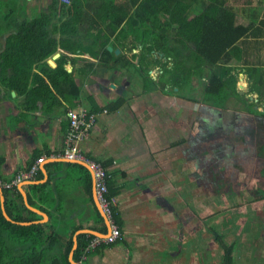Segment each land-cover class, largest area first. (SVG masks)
<instances>
[{"label": "crops", "instance_id": "crops-1", "mask_svg": "<svg viewBox=\"0 0 264 264\" xmlns=\"http://www.w3.org/2000/svg\"><path fill=\"white\" fill-rule=\"evenodd\" d=\"M29 1L33 4L46 1L47 7L51 0ZM78 1L81 6L89 7V15L95 9L101 10L111 6L130 8L132 4L136 6L140 2ZM211 1L215 5L223 3L224 7L231 10L235 22L252 24V33L255 34L250 42H259L264 56V41L257 40L259 30L255 29L258 23L264 22V0ZM196 2L198 3L193 4L194 14L200 12L201 5H210L209 0ZM16 4L22 7L21 1L17 0ZM3 12L6 13L5 10ZM131 12L132 9L128 10V14ZM117 13L120 15L119 11ZM16 18L18 19V16ZM10 19L12 18L7 20ZM82 34V31L78 32L77 37L72 40L89 46L91 42ZM7 35L4 31L3 14L0 15V52ZM254 39L256 41H253ZM131 43V37H128L125 45L130 46ZM115 49H118L117 54L111 50L115 56L124 54L123 48ZM188 49L192 50V47L188 45ZM140 51L141 46L134 44L131 53L140 56ZM159 56L161 59L160 54ZM159 56L151 53L145 59L148 78L154 83L161 79L162 62L154 65L151 60ZM167 59L172 62L171 58ZM188 63L185 65L189 66ZM229 64L238 65L235 61ZM85 65H90V72L84 75L83 79L80 74L74 75V84L81 90L77 99L53 102V98H45V101H40L36 98H22L15 95L14 91H10L8 97L7 90L0 83V178L9 180L17 172L36 165L33 179L21 181L9 190L0 189V212L2 208L4 210V196L12 199L17 195V198L13 199L32 212L36 216L34 219H38L29 223H17L18 225L38 223L43 224L45 228L54 225V229L65 225L68 228L74 227L69 229L72 232L71 248L67 255L69 264V259L73 261L76 238L81 234L90 239L85 247H81L78 261H73L75 264H220L223 246H231L232 264L253 263L252 252L255 245L246 240L245 234L247 237L248 232H245L244 228L235 226L238 220L236 216L239 214L230 212L231 206H216L215 211H209L213 197L211 188L200 182L199 168L195 167L193 155L190 156L188 152L195 141L197 128L203 127L205 131L203 119L196 121V108H193L204 102L202 91L206 84L205 70L202 75L197 76L193 72L190 73L193 67L188 69V72H185L186 86L183 89L174 88L173 93H165L164 91L170 90L173 85L168 77H164L163 89L156 87L143 92L142 78L137 80L132 77V82L129 79L127 84L124 83L128 78L125 80L123 74L127 75V71L106 68L97 60L87 59L73 66L78 69ZM169 67L166 66V69ZM64 69H70V72L72 65L67 62ZM99 75L103 78L97 77ZM104 78L109 84L116 80L118 85L110 84L113 87L108 86L109 91L104 93L102 89L99 90L100 82ZM238 82L245 86L243 96L255 98L256 103V95L246 93L248 81L244 73H238L236 83ZM128 85L139 86V90L131 96L123 97ZM235 89L237 91L236 85ZM196 92L197 98L193 96ZM32 99L35 100L31 101ZM116 103L119 105L115 110L108 109V106ZM188 106L190 111L185 109ZM72 109H83L86 113L94 115L93 126L88 135L79 142L78 148L84 156L99 164L106 163L105 171L109 180L107 184L109 191H114L110 202L119 232L118 238L108 244L103 240L110 233L109 226L106 227L98 212L89 170L83 164L67 161L61 156L67 129L66 113ZM185 120L189 124L188 127H184ZM189 143L192 144L186 146ZM74 166H80L86 171L89 178V195L84 191L85 186L81 182L84 176ZM195 176L199 180V186H194L188 199L177 202V194L183 189L180 183H191L193 177L196 180ZM36 185L44 187L42 192L31 188ZM196 191L208 194L202 204L205 206L198 210L192 204L194 199L192 205L187 203L195 197ZM217 196L223 200L229 198L222 191H217ZM214 203L216 204V201ZM235 205L232 204V207ZM95 214L100 216L102 224H99ZM200 220L204 223L200 224ZM236 229L240 231L236 232ZM232 235H235L234 239ZM94 239L99 240L98 243L89 246ZM238 243L243 244L239 246Z\"/></svg>", "mask_w": 264, "mask_h": 264}, {"label": "trees", "instance_id": "trees-1", "mask_svg": "<svg viewBox=\"0 0 264 264\" xmlns=\"http://www.w3.org/2000/svg\"><path fill=\"white\" fill-rule=\"evenodd\" d=\"M79 2L51 0L45 10L38 11L32 18L24 14L23 17L17 15V19L12 17V10L4 14V31L8 35L0 52V83L7 90L8 97L10 91H14L15 95L22 98L40 101H45V98H53V102L77 99L81 90L74 84V75L80 74L83 79L90 72V65L77 69L73 66L76 63L84 59L97 60L106 68L125 70L130 67L141 70L146 67L147 55L154 53L164 59L171 58L172 63L167 69L166 62L162 63V75L157 83L149 79L145 71L141 77L143 92L156 87L163 89L167 73L173 85L169 92H164L173 93L174 88L183 89L186 86L185 72L193 67L190 73L197 76L205 70L206 84L202 94L206 98L203 101L223 106L227 100L233 99L250 113H254L252 110L259 103L263 112L257 115L264 118V56L261 46L259 42H250L255 34L252 33V24L235 22L231 10L224 7L223 3L215 5L209 0L210 5H201L200 12L194 14L193 4L198 3L196 0H140L138 5L132 4L130 8L104 7L92 10L89 15V7L85 8ZM130 9L132 12L128 14ZM8 18L12 19L8 21ZM257 25V40L264 41V22ZM81 31L91 42L89 46L72 40ZM128 37L132 41L130 46L125 45ZM110 38L112 42L109 43ZM134 44L141 46L140 56L131 53ZM188 45L192 50L188 49ZM107 46L112 51L123 48L124 54L114 56L112 51H107ZM56 52L59 57L54 61L55 67L50 68L46 61ZM231 61L238 65H230ZM67 62L72 65L70 72L64 69ZM151 62L154 65L160 63L158 59H152ZM239 72L246 75V93L256 95V103H246V99L238 95L235 85ZM118 105L108 106V109L115 110ZM100 165L105 169L106 163ZM74 167L84 176L81 182L89 195L86 171L80 166ZM106 177V197L110 200L114 191H109L107 172ZM31 188L42 192L44 187L36 185ZM14 197L17 198V195ZM13 198L4 196L3 203L10 221H6L0 212V264H69L67 255L72 234L69 229L74 227L65 225L54 229V225L45 228L38 223L18 225L38 219H34L36 216ZM40 199L43 200V197ZM111 213L115 223L112 206ZM96 219L102 224L99 215H96ZM89 239L82 234L77 236L72 255L74 262L78 261L81 247H85ZM231 253V246H223L220 264H232Z\"/></svg>", "mask_w": 264, "mask_h": 264}, {"label": "rangeland", "instance_id": "rangeland-1", "mask_svg": "<svg viewBox=\"0 0 264 264\" xmlns=\"http://www.w3.org/2000/svg\"><path fill=\"white\" fill-rule=\"evenodd\" d=\"M15 1L17 2V0H0V15L5 14L4 10L6 13L8 10H12V17H16L17 15L23 17L25 14V16L32 18L36 16L38 11L46 9V1H40L39 3L37 1V4H33L29 0H19L22 3V7L18 6ZM155 59H158L162 63L166 62L167 67L172 63L168 59H160V56L155 57ZM231 64L233 65V63ZM145 69L146 67L144 66L141 70L130 67L120 70V72H128L127 75L123 74L125 80L128 78L124 83L127 84L129 79L132 82V77L139 80L147 70ZM169 75L167 73V76L165 74L164 77H169ZM97 77L103 78L101 75ZM107 83L108 80L104 78L100 82L99 90L102 89L104 93H107L110 84L118 85L116 80H112L108 85ZM236 87L238 95L246 99V103L254 102L255 98H248V95L243 96L245 86L242 83H236ZM195 88L198 89V86L195 85ZM224 89L226 90V88ZM138 90L139 86L130 87L128 85V87H125V95L123 97L131 96V94ZM197 95L198 92L193 94L195 98H197ZM224 95L227 96V93H224ZM203 97L206 98L205 96ZM208 98L211 97L208 96ZM204 103L209 102L204 101L203 104H198L193 108H196V121L200 122L203 119L204 125H206L205 131L208 132H205L202 129L203 127H195V132L196 128L198 129L196 137H194L195 141L193 144H186V146L189 147L192 144L188 152L190 156L193 155L195 167L199 168V173L197 169L195 170L200 175V182H204L211 188L213 197L211 205H209V211L211 213L215 211L216 206L223 208L231 206L230 212L239 214L236 216L238 220L235 226L244 228L245 232H248L247 237L245 234L246 240L251 241L255 245L252 252L254 259L251 264H264V119L257 115L258 111H263L258 103L257 107H254V110H252L254 114L256 113L257 116H255L253 113L250 114L245 108L242 109V105L236 103V100L233 99L227 100L223 106L207 105ZM185 109L186 111H190L189 106L185 107ZM255 110L257 111L255 112ZM186 123L187 121L185 120L184 127L185 125L189 126ZM195 179L193 177L191 183L189 181L180 183L183 189L181 188V190L180 186H178L180 191L177 194V202L188 199L194 186H199L197 176H195ZM206 180H209L210 183L206 182ZM217 191L225 192L229 198L226 200L221 199L217 196ZM207 196L208 194L204 195L196 191L195 197L193 196L191 201L188 200L187 203L188 205L189 203L191 204L194 199L192 204L198 210V208L205 206L202 204H204L203 201L206 200ZM214 201H216V204ZM232 204L236 205L232 207ZM199 222L200 224L204 223L202 220ZM236 230V232L240 231L239 229ZM232 236L234 239L235 235ZM242 244L238 243L239 246ZM242 247L245 250V245ZM241 256L246 257L245 254Z\"/></svg>", "mask_w": 264, "mask_h": 264}, {"label": "built area", "instance_id": "built-area-1", "mask_svg": "<svg viewBox=\"0 0 264 264\" xmlns=\"http://www.w3.org/2000/svg\"><path fill=\"white\" fill-rule=\"evenodd\" d=\"M66 117L68 125L63 139L61 156L67 161L81 163L89 170L92 177L94 198L101 213L106 219L110 230L109 235L103 240V242L105 244L111 243L118 238L119 232L112 218V204L106 197V171L98 162L84 156L78 148L79 142L88 135L93 126L94 115L86 113L83 109H76L68 110ZM35 174L36 165H32L27 170L17 172L9 180H3L0 178V189L9 190L21 181L33 179ZM98 241L99 240L96 239L92 240L89 246L96 245Z\"/></svg>", "mask_w": 264, "mask_h": 264}, {"label": "water", "instance_id": "water-1", "mask_svg": "<svg viewBox=\"0 0 264 264\" xmlns=\"http://www.w3.org/2000/svg\"><path fill=\"white\" fill-rule=\"evenodd\" d=\"M111 50H112L111 47H107V51H108V52H110ZM113 52H114V54H117V53H118V49H114ZM58 56H59L58 53L53 54V55L50 57V59H48V60L46 61L47 65H48L49 67H51V68H54V67H55L54 60H55ZM69 70H70V69H66L67 72H69ZM110 87L112 88L113 86L110 85ZM84 167H85V166H84ZM85 168H86V167H85ZM97 208H98V212H99L100 216L104 219V221H105V225H106V227H107V225H108V224H107V221H106L105 218L103 217V215H102V213H101V210H100V208L98 207V205H97ZM1 210H2V211H1L2 217H3L6 221H10V219L7 217L6 213L4 212L3 208H2ZM72 245H73V244H72ZM72 247H74V245H73ZM69 262H70V264H75V263H74L73 261H71L70 259H69Z\"/></svg>", "mask_w": 264, "mask_h": 264}, {"label": "clouds", "instance_id": "clouds-1", "mask_svg": "<svg viewBox=\"0 0 264 264\" xmlns=\"http://www.w3.org/2000/svg\"><path fill=\"white\" fill-rule=\"evenodd\" d=\"M63 148V147H62ZM61 152H62V150H61ZM34 178V177H33ZM112 206V205H111ZM103 215V214H102ZM104 217V216H103ZM106 220V219H105ZM114 221V220H113Z\"/></svg>", "mask_w": 264, "mask_h": 264}]
</instances>
